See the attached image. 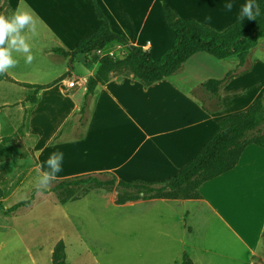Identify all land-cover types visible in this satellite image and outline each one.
I'll use <instances>...</instances> for the list:
<instances>
[{
	"label": "crops",
	"instance_id": "obj_1",
	"mask_svg": "<svg viewBox=\"0 0 264 264\" xmlns=\"http://www.w3.org/2000/svg\"><path fill=\"white\" fill-rule=\"evenodd\" d=\"M163 2L182 19L223 31L242 20L241 6L248 0H118V9L131 26L118 14L115 0H98L111 30L131 45L148 50L154 60L174 45V34L162 17ZM226 3L234 5L231 12L225 10ZM11 4L15 12L22 6L33 15L40 37H54L59 45L51 48L55 54L57 49L74 51L101 25L90 0H11ZM261 45L263 38L241 67L236 57L219 61L198 53L180 73L149 87L133 75H115L90 97V116L83 134L59 140L81 114L88 80L98 67L96 63L85 64L80 55L86 67L83 80L76 77L73 68L69 73L76 85L69 87L66 77L41 90L31 113L30 134L36 138L38 166L44 164L41 171L47 170L49 156L63 152L57 179L92 173H111L125 182H160L175 177L201 151L222 120L248 111L255 101L264 98V62L253 59ZM230 71L236 74L221 87L217 108L216 98L204 84L222 79ZM63 76L43 84L36 80L22 83L46 86ZM201 195L195 200L128 203L142 206L134 218L140 227L145 225L158 234L166 227V235L182 234L177 242L183 249L172 262L182 264L186 254L194 264H215L217 259L224 264H264V148L249 146L238 165L206 183ZM154 248L151 246V252Z\"/></svg>",
	"mask_w": 264,
	"mask_h": 264
},
{
	"label": "rangeland",
	"instance_id": "obj_2",
	"mask_svg": "<svg viewBox=\"0 0 264 264\" xmlns=\"http://www.w3.org/2000/svg\"><path fill=\"white\" fill-rule=\"evenodd\" d=\"M17 9L28 12L22 6ZM14 13L11 0H0V15L7 18ZM38 33L37 28L28 40L33 63L26 65L25 57L14 53L19 65L8 73L21 82L43 84L75 68L76 77L83 80L86 67L81 58L74 59L71 68L70 60L51 50L59 46L54 37L42 38ZM38 99L34 89L0 80V264H53L61 241L67 264H179L171 260L183 249L177 242L182 234L166 235V227L159 234L140 227L134 218L142 206L117 205L114 190L84 185L76 189L79 199L65 204L52 190L53 182L38 194L36 138L30 134V116ZM51 102L54 105L55 99ZM91 104L92 100L86 113L57 139L72 140L83 134ZM151 246L156 247L152 252ZM215 264L224 263L217 259Z\"/></svg>",
	"mask_w": 264,
	"mask_h": 264
},
{
	"label": "trees",
	"instance_id": "obj_3",
	"mask_svg": "<svg viewBox=\"0 0 264 264\" xmlns=\"http://www.w3.org/2000/svg\"><path fill=\"white\" fill-rule=\"evenodd\" d=\"M90 1L96 18L101 21L97 31L92 36L81 40L74 51L57 49L55 52L70 57L71 68L77 56L103 49L113 43L127 44L128 54L119 60L107 57L100 60L95 74L88 80L82 115L86 113L88 101L95 94L96 88L108 83L115 75H133L136 80L149 87L180 73L185 63L198 53H206L219 61L236 57L239 60L238 66L241 67L246 63L250 51L257 46L259 39H264V0H256V4L260 7L259 16L255 19L246 17L223 31H215L197 20L182 19L168 3L163 2L162 17L166 26L174 34V45L159 60H154L148 50L131 45L124 36L114 33L98 0ZM117 4L118 0H115L118 14L131 26L129 18L120 13ZM235 74L236 72L230 71L224 78L210 79L204 84L205 90L216 98L217 108L220 107L221 87ZM69 75L70 73L46 86L15 81L7 73L0 74V80L24 88H32L39 93L41 90L53 87ZM251 145L264 148V98L255 101L248 111L222 120L218 130L201 151L173 178L160 182L138 180L125 182L118 180L111 173H92L56 179L53 181L55 186L52 190L58 194L62 204L78 200L76 189L84 185L90 188L114 190L117 205L151 199H201L203 186L232 171L238 165L245 150ZM105 175L112 177L110 180L99 178ZM53 264H67L65 245L62 241L55 247ZM182 264L194 263L185 254Z\"/></svg>",
	"mask_w": 264,
	"mask_h": 264
},
{
	"label": "clouds",
	"instance_id": "obj_4",
	"mask_svg": "<svg viewBox=\"0 0 264 264\" xmlns=\"http://www.w3.org/2000/svg\"><path fill=\"white\" fill-rule=\"evenodd\" d=\"M234 5L226 3L224 8L231 12ZM255 10V11H254ZM260 15V7L255 0L241 6L240 18L255 19ZM210 19V17L208 18ZM37 33V23L33 15L27 11L17 9L11 17L0 15V74H5L10 68L19 65V60L14 58V53L25 57V64L31 65L35 59L31 52V45L28 40ZM30 34V35H29ZM254 60L264 62V45L258 47L253 56ZM63 152L52 153L45 162V165L38 166V177L36 189L38 194L41 190L51 187L52 182L57 179V174L62 171Z\"/></svg>",
	"mask_w": 264,
	"mask_h": 264
},
{
	"label": "built area",
	"instance_id": "obj_5",
	"mask_svg": "<svg viewBox=\"0 0 264 264\" xmlns=\"http://www.w3.org/2000/svg\"><path fill=\"white\" fill-rule=\"evenodd\" d=\"M128 54V45L122 44V43H113L108 46H106L103 49L95 50L93 52L87 53L83 55V59L85 64H98L102 58H110L113 60H119L123 59ZM69 87H74L77 83V81L72 78L71 80H68Z\"/></svg>",
	"mask_w": 264,
	"mask_h": 264
}]
</instances>
